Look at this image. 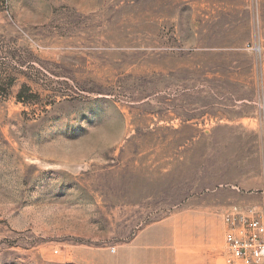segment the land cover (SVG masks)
<instances>
[{
	"label": "rangeland",
	"instance_id": "374dc122",
	"mask_svg": "<svg viewBox=\"0 0 264 264\" xmlns=\"http://www.w3.org/2000/svg\"><path fill=\"white\" fill-rule=\"evenodd\" d=\"M231 206L264 219V0H0V264H225Z\"/></svg>",
	"mask_w": 264,
	"mask_h": 264
},
{
	"label": "built area",
	"instance_id": "2783aa9c",
	"mask_svg": "<svg viewBox=\"0 0 264 264\" xmlns=\"http://www.w3.org/2000/svg\"><path fill=\"white\" fill-rule=\"evenodd\" d=\"M258 52L257 47H247ZM225 264L264 263V219L253 207L231 206L222 215Z\"/></svg>",
	"mask_w": 264,
	"mask_h": 264
},
{
	"label": "crops",
	"instance_id": "0c3cea01",
	"mask_svg": "<svg viewBox=\"0 0 264 264\" xmlns=\"http://www.w3.org/2000/svg\"><path fill=\"white\" fill-rule=\"evenodd\" d=\"M161 231L162 233L159 234L168 237L162 243L166 244V247L173 248L175 251L173 255L171 252H166L168 258L195 261L196 259H205L212 255L210 250L212 247L211 239L207 238L208 235L204 234L203 236L201 233H198L195 220L189 223V227H173ZM137 240L138 237L132 240V243ZM205 247L207 248L205 249Z\"/></svg>",
	"mask_w": 264,
	"mask_h": 264
}]
</instances>
